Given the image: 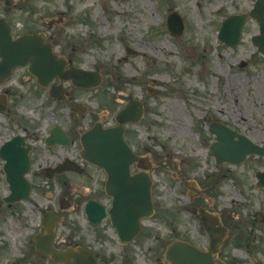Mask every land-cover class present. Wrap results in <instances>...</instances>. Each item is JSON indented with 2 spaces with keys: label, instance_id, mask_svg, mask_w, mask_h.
I'll list each match as a JSON object with an SVG mask.
<instances>
[{
  "label": "rangeland",
  "instance_id": "obj_1",
  "mask_svg": "<svg viewBox=\"0 0 264 264\" xmlns=\"http://www.w3.org/2000/svg\"><path fill=\"white\" fill-rule=\"evenodd\" d=\"M253 2L24 0L22 10L0 8V17L17 32L45 30L48 21L64 11L63 23L55 26L61 33L56 28L51 32L58 37L64 34L68 50L72 44L84 46L76 55L79 65L98 67L102 75L99 91L74 93L76 102L90 104L96 112L92 121L102 115L98 105L114 96L123 100L134 97L145 104L144 119L132 126L135 135L130 142L136 150L144 149L143 153L157 159L158 165L151 172L156 214L142 222L134 245L123 247L109 224L88 230L82 215L70 209L56 227V241L82 242L109 264H125L127 253L130 264H153L142 258L143 250L151 244L169 242L173 236L203 249L205 235L184 209L189 201L180 183L170 175L181 170L198 182L205 176L217 179L211 197L206 195L210 188L204 194L215 212L233 218L219 257L230 264H264V188H257L254 178L255 171L264 170V158L249 157L239 166L216 167L207 156L209 138L202 123L204 113L214 116L212 109L220 108L233 128L264 146V57L250 43L257 24L247 20L241 42L233 48L216 41L223 16L246 12ZM171 11L184 20L181 37L170 36L164 25ZM126 45L138 54L126 55ZM6 87L11 92L5 110L0 111V145L16 133L26 134L27 141L38 150L35 158L41 159V165L53 162L62 152L45 151L42 141L50 125L65 119V110L46 100L42 91L35 93L33 81L15 76L0 86V91ZM149 90L155 93L149 94ZM36 168L34 165L29 178L36 176ZM33 184V199L28 203L9 210L0 202V264H39L26 242L41 232V211L55 205L58 190L52 183L46 187L41 176ZM7 194L0 162V199Z\"/></svg>",
  "mask_w": 264,
  "mask_h": 264
},
{
  "label": "water",
  "instance_id": "obj_2",
  "mask_svg": "<svg viewBox=\"0 0 264 264\" xmlns=\"http://www.w3.org/2000/svg\"><path fill=\"white\" fill-rule=\"evenodd\" d=\"M251 15L258 21L261 31V35L254 39V43L260 51L264 52V0H258ZM240 19L242 21L243 17H240ZM237 35V26L235 29L232 24L227 22L219 34V39L232 45L238 41ZM39 41V39L29 36L11 40L9 28L5 26L3 21H0V78L8 76L14 67L22 66L26 63H29L38 79L42 80L43 77L46 78L47 75L51 76L54 74L55 69H58L60 64L54 60L50 49L46 46L43 47ZM70 78L78 86H88L97 83V77H95L94 73L79 69H74ZM117 131L120 132L118 129H109L107 131L95 130L86 136L84 145L92 157L91 160L94 163L102 165L107 170L109 184H107L106 189L114 197L113 210L111 211L113 224L117 227L119 235L126 241L136 231L135 222L137 223L138 216L147 211V200H145V197L140 195L136 196L133 192H138L141 186H145L146 196L148 198V180L144 176L129 179L127 166L134 157L125 145L122 144L121 146ZM18 147V143L14 141L6 142L2 146L1 153L2 156L3 154L4 156L6 155V159L8 160L7 164L12 162V158L18 155V151L20 150ZM119 148L123 149L126 153V155H121L124 161L126 160L122 168L116 166L118 163L117 156H120ZM247 152L252 153L251 150ZM244 155L242 153V158ZM5 168L7 169L8 178L12 181L10 187L12 190V199H18L16 198L17 195L14 196V193L17 194V192L21 193L23 191V197H27L29 186H20L18 182L14 183L13 181L14 179H22V174L25 170L12 169L9 166ZM126 180H128L127 183L125 182ZM49 237L37 239L36 250L43 253H50L52 258L69 264L67 254L52 250L49 243L51 241V234H49ZM171 251L173 252V250ZM175 252H181L183 255L178 260L171 259L173 264H212L210 258L200 257L189 247H180ZM83 258H79L70 264H96L95 260L87 253H85ZM216 264L221 263L217 262Z\"/></svg>",
  "mask_w": 264,
  "mask_h": 264
},
{
  "label": "flooded vegetation",
  "instance_id": "obj_3",
  "mask_svg": "<svg viewBox=\"0 0 264 264\" xmlns=\"http://www.w3.org/2000/svg\"><path fill=\"white\" fill-rule=\"evenodd\" d=\"M46 38H47L51 43H53V42L55 41L54 37H52V36H49V35H48ZM69 136L71 137L72 134H69ZM33 160H34L33 156L30 155V162H29L30 166L34 163ZM61 175H62V174L54 176V178L57 179V182L61 181V179H60V176H61ZM95 196H96L95 198H97V199L99 198L98 191H95ZM58 206H59L60 209L64 207V204H63V201H62V200H60V204H59V200H58Z\"/></svg>",
  "mask_w": 264,
  "mask_h": 264
}]
</instances>
